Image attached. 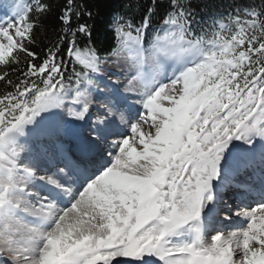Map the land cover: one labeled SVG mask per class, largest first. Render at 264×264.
I'll return each mask as SVG.
<instances>
[{
	"label": "snow or ice",
	"instance_id": "1",
	"mask_svg": "<svg viewBox=\"0 0 264 264\" xmlns=\"http://www.w3.org/2000/svg\"><path fill=\"white\" fill-rule=\"evenodd\" d=\"M171 4L147 47L148 16L116 26L111 55L132 75L123 92L119 80L105 84L111 105L77 154L59 146L61 112L70 96L67 115L86 119L102 67L93 47L76 44L88 26L68 28L74 0L59 17L70 74L59 44L39 64L27 47L47 4L35 0L30 19L32 4L17 0L0 19V68L28 58L18 82L0 73L13 89L0 95V264H264V13L237 10L197 36L190 13ZM127 92L136 119L121 112ZM116 112L126 133L113 130ZM49 151L57 162L38 176L34 158ZM242 171L258 184L237 186Z\"/></svg>",
	"mask_w": 264,
	"mask_h": 264
},
{
	"label": "trees",
	"instance_id": "2",
	"mask_svg": "<svg viewBox=\"0 0 264 264\" xmlns=\"http://www.w3.org/2000/svg\"><path fill=\"white\" fill-rule=\"evenodd\" d=\"M32 4L33 11L30 19H35V0H26ZM47 4L50 11L39 14L36 27L32 31L34 43L27 47L36 54L37 59L33 62L41 63L48 54L49 49L59 44L58 59H63L68 65V73H71L72 64L67 56L68 40L71 35L61 43L64 25L59 17L67 6V0H41ZM183 8L190 13L188 16L189 28L197 36L202 32L210 35L219 30L218 22L228 23V17H235L237 10L241 16L244 9L255 7L264 13V0H179ZM74 11L71 23L68 25L70 30H77L80 25H87L90 36L76 31L75 41L77 46L93 47L98 56L111 55L113 49L117 47L118 41L115 28L119 25L131 24L133 28L139 27L145 16L149 18V26L146 30V37L150 40L157 32L164 27L163 19L169 11H172L171 0H74ZM149 9H152L149 14ZM234 29V25H230ZM27 59L21 55V63L13 65L7 69L0 68V73L8 71L7 79L14 83L23 79L22 70H26ZM77 71L82 70L79 65ZM66 74V75H67ZM13 89L5 81H0V95Z\"/></svg>",
	"mask_w": 264,
	"mask_h": 264
},
{
	"label": "bare ground",
	"instance_id": "3",
	"mask_svg": "<svg viewBox=\"0 0 264 264\" xmlns=\"http://www.w3.org/2000/svg\"><path fill=\"white\" fill-rule=\"evenodd\" d=\"M132 73L128 72L127 67L125 65V62L123 58L119 57H113L108 59L106 62H104V66L102 68V72L99 75V80L103 83L100 87H96L97 89L91 88L90 93L95 94L98 91H102L101 97H98L97 99H94L95 102L100 103L101 105H105L104 109L102 111H99L98 108H96L93 104H91L90 112L86 119L84 121H74L71 117L67 115V108L73 107V105H66V107L61 112V123L59 127V132L57 134V140L60 141L61 144H59L60 148L62 149L63 153H74L76 154V150L70 151L68 148L69 145L65 142L66 139H76L79 140L82 139V142L84 143V138H82L84 135L83 133L87 134L89 133L91 127V122L95 121L97 117H104L107 111V108L111 105V101L109 98V90L105 89V84H108L110 81H117L120 80L121 83V92H123V85L127 83V79L131 77ZM125 96H127V104H121V112L125 115V120H127L129 117L132 119L138 118V111L139 105L136 103L138 97L133 92H127L124 93ZM93 101V100H92ZM115 111V109H114ZM121 112H116V122L118 127L116 125L113 126V130L116 132H125L127 131V124H121L120 123V114ZM59 119V118H58ZM88 123V124H87ZM85 127V128H84ZM119 128H123L124 131H118ZM81 137V138H80ZM73 142L72 140H69V143ZM25 154L22 153V156ZM34 161L36 166L37 175H45L50 174V170L53 168V166L57 162V158L52 157L51 151H49L47 154H40L34 158ZM27 163V161H25ZM247 173V174H245ZM235 184L237 186L243 185V184H250V183H257L258 184V174L257 176H252L248 172L241 173L235 177ZM234 189V188H230ZM235 195V196H234ZM230 198L226 196L224 193V198L228 201L229 204H232L234 206V203H239V196L234 192L232 194V197ZM230 224L231 227H235V222H226Z\"/></svg>",
	"mask_w": 264,
	"mask_h": 264
},
{
	"label": "rangeland",
	"instance_id": "4",
	"mask_svg": "<svg viewBox=\"0 0 264 264\" xmlns=\"http://www.w3.org/2000/svg\"><path fill=\"white\" fill-rule=\"evenodd\" d=\"M15 2H17V0H0V19H3V20H7V19H9L11 16H12V6H13V4L15 3ZM234 30V29H233ZM147 47V46H146ZM113 57H115V56H110V57H104V59H101V60H104V61H101V66H102V68H103V66H104V62H106L108 59H110V58H113ZM120 58V57H119ZM101 74V73H100ZM99 75V74H98ZM98 75L97 76H95L94 77V79H98ZM96 87H98V85L97 84H95L92 88H94V89H97ZM103 91V90H102ZM96 96L97 95H93V94H91V96H90V99H91V102H92V104L96 107V108H98V110L99 111H102L103 109H104V107H105V105L103 104V105H101L100 103H97V102H95V100H93L94 98H96ZM93 100V101H92ZM65 104L66 105H68V106H70L69 104L70 103H67V102H65ZM90 127L92 128L93 127V122L91 123V125H90ZM85 128V127H84ZM118 131H124V129L123 128H119V130ZM83 134H85V133H83ZM88 134L89 133H87V134H85V137H87L88 136ZM35 162L36 161H34V164H35ZM35 167L37 168L38 166H36V164H35ZM239 203H234V206H233V212L235 211V209H236V205H238ZM222 216H223V213H222Z\"/></svg>",
	"mask_w": 264,
	"mask_h": 264
}]
</instances>
